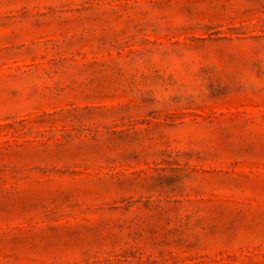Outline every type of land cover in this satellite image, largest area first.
Returning <instances> with one entry per match:
<instances>
[{"label": "rangeland", "instance_id": "rangeland-1", "mask_svg": "<svg viewBox=\"0 0 264 264\" xmlns=\"http://www.w3.org/2000/svg\"><path fill=\"white\" fill-rule=\"evenodd\" d=\"M0 264H264V0H0Z\"/></svg>", "mask_w": 264, "mask_h": 264}]
</instances>
